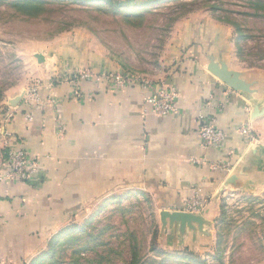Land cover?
Listing matches in <instances>:
<instances>
[{
    "label": "rangeland",
    "instance_id": "obj_1",
    "mask_svg": "<svg viewBox=\"0 0 264 264\" xmlns=\"http://www.w3.org/2000/svg\"><path fill=\"white\" fill-rule=\"evenodd\" d=\"M113 1L122 4L119 13L103 2L0 0V114L71 72L163 82L194 51L240 73L252 95L264 91V0ZM260 127L255 144L264 143ZM263 179L256 189H220L212 199L195 189L175 207L145 189L93 201L28 257L0 256V264H264ZM165 210L209 215L211 225L205 234L182 231L163 219Z\"/></svg>",
    "mask_w": 264,
    "mask_h": 264
},
{
    "label": "crops",
    "instance_id": "obj_2",
    "mask_svg": "<svg viewBox=\"0 0 264 264\" xmlns=\"http://www.w3.org/2000/svg\"><path fill=\"white\" fill-rule=\"evenodd\" d=\"M186 56L163 79L179 91L175 115L145 113L147 93L138 83L111 91L92 82L80 87L88 95L84 100L72 98L71 84H55L40 91V105L23 100L5 109L15 110L13 118L0 114L6 149L24 146L40 157V172L28 181L0 183L2 258L28 257L32 246L74 224L93 201L145 189L175 207L195 189L210 192L212 199L220 189L261 185L256 179L264 177V143L255 144L253 132L259 135L264 124V116H257L264 109V91H236L210 68L209 57L198 51ZM52 95L60 101L57 113L47 104ZM199 113L214 117L226 134L220 148L201 147ZM204 158L231 169H212Z\"/></svg>",
    "mask_w": 264,
    "mask_h": 264
},
{
    "label": "built area",
    "instance_id": "obj_3",
    "mask_svg": "<svg viewBox=\"0 0 264 264\" xmlns=\"http://www.w3.org/2000/svg\"><path fill=\"white\" fill-rule=\"evenodd\" d=\"M83 82H92L98 86L108 88L111 91L124 89L131 83H138L147 93L144 99L145 113L151 112L159 117H168L178 112L177 100L179 98V91L175 86L168 84L166 81L153 82L133 80L118 72H92L90 70L78 73L71 72L64 76L56 77L53 83L50 84V88H55V84L62 85L69 83L75 87L72 98L80 101L88 96L85 92H82L80 88ZM40 97V91L38 92L37 89H34L24 100L27 105L31 103L40 105ZM47 104L57 113L60 107L58 97L55 95L50 96L47 100ZM211 104L212 103L209 102L207 106L211 108ZM14 115L15 110L13 109L3 114L4 118L6 117L7 119L13 118ZM25 118L28 122L33 121L32 114H27ZM199 120L201 122L199 131L201 147L205 151L220 148L226 140V134L223 130L217 128V120L212 116H205L202 113H199ZM202 162L212 169H221L225 171H230L231 169L229 163H213L207 158H204ZM39 163L40 157L32 154L26 147L7 145L6 158L0 165V183L28 181L31 176L40 172Z\"/></svg>",
    "mask_w": 264,
    "mask_h": 264
},
{
    "label": "water",
    "instance_id": "obj_4",
    "mask_svg": "<svg viewBox=\"0 0 264 264\" xmlns=\"http://www.w3.org/2000/svg\"><path fill=\"white\" fill-rule=\"evenodd\" d=\"M210 68L213 67L214 73H216L220 78L232 89L236 91H242L247 94H253L256 90L251 89V84L242 79L240 73L230 71L224 61L219 60L218 64L215 58L209 57ZM221 65V68H219ZM20 103V99H16L12 102L11 107H16ZM233 180V179H232ZM162 217L167 220L170 225L179 224L181 230L185 231L187 229L193 231H200L206 233L205 226L211 225V221L206 219L205 215H196L189 212L182 211H164L162 212Z\"/></svg>",
    "mask_w": 264,
    "mask_h": 264
},
{
    "label": "trees",
    "instance_id": "obj_5",
    "mask_svg": "<svg viewBox=\"0 0 264 264\" xmlns=\"http://www.w3.org/2000/svg\"><path fill=\"white\" fill-rule=\"evenodd\" d=\"M74 2H79V3H84V4H88V3H105L107 5L110 6V9H112V11L116 12V13H119L121 11V8H122V4L121 3H116L115 1L113 0H73ZM174 86V85H172ZM202 196L204 197H209L210 195V192L207 193V192H203V189H202ZM217 221V219H216ZM25 259V258H23Z\"/></svg>",
    "mask_w": 264,
    "mask_h": 264
}]
</instances>
